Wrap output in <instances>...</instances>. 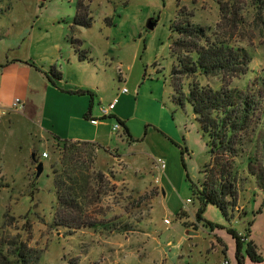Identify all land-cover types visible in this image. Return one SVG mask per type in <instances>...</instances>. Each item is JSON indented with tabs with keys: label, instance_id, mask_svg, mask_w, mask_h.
Returning a JSON list of instances; mask_svg holds the SVG:
<instances>
[{
	"label": "rangeland",
	"instance_id": "rangeland-1",
	"mask_svg": "<svg viewBox=\"0 0 264 264\" xmlns=\"http://www.w3.org/2000/svg\"><path fill=\"white\" fill-rule=\"evenodd\" d=\"M79 1L0 0V50L12 45L15 49L7 52L9 59L20 49L40 59L54 46L59 47L60 55H66L64 61L71 59V52L77 55L82 52L77 60L79 56L88 55L91 65L79 69L85 72L83 76H92L90 83L96 87L92 92L93 115L98 118L100 107H107L124 87L129 89L134 103L133 96L139 85L143 97L152 90L149 100L145 99L152 107V115L148 116L152 126L143 123L146 121L143 118L131 121L128 126L131 136L139 141L136 145L129 146L131 142L127 140L130 139L122 126L117 135L111 134L113 126L119 124L116 116L100 122L109 126L103 127L106 147L112 151L118 149L127 166L130 167L129 161H137L147 170L149 163L142 153L146 149H152L154 160L166 162V172L162 173L164 187L176 195L178 204L171 202L170 207L173 205L177 212L171 211L166 218L153 197L151 203L149 194L141 191L143 187H138L139 193L133 194L127 183H117L115 174H125L124 163L112 159L102 161L96 150L90 165L92 172L103 178L94 187L99 193L98 199L94 204H91L93 199L87 202L90 204L88 219L100 225L77 230L55 227L57 199L51 164L61 168L62 145L57 142L52 151L48 150L50 159L41 160L44 168L36 174L32 156L41 154L46 148L36 140L39 127L26 119L19 121L23 117L15 116L13 121L0 126V264H4V256L15 260V251L19 248L22 254L38 253V264H237L236 242L228 229L242 234L250 229V239L262 261H254L244 252V264H264V189L259 187L247 166V158L251 157L256 160L252 169L259 173L261 168L264 169V12L256 0H86L91 23L87 28L73 26ZM219 4L228 13L238 15L240 23L234 31L233 42L250 53L248 78L261 104L253 118L252 129L255 131L248 136L247 152L236 160L237 203L228 208L227 215L209 205L201 224L185 219L198 237L186 241L187 236H183L186 241L183 247L175 244L178 247L172 248L168 241L175 235L174 229L182 234L186 232L179 223L183 224V221L177 217L182 204L196 211L197 217L200 204L192 186L200 184L201 172L209 164L210 156L191 106L180 107L170 98L171 25L177 12L186 11L195 16L197 24L213 30L219 27L231 34V27L222 22ZM151 21L155 26L153 30L147 28ZM78 48L81 50L77 52ZM134 57L137 59L131 71L128 66L133 64ZM118 63L124 65L125 81L115 70ZM74 66L78 68V65ZM96 73L99 77L93 80ZM216 83L212 81V84ZM98 88L103 89L102 101ZM60 89L64 97L50 113L51 121H46L45 127L59 133L60 139L70 140L81 135L75 118L80 116L84 100L88 102L89 110L91 97L72 94L79 91L77 88ZM134 108L126 107L125 110L130 114ZM81 119L88 122L84 116ZM134 137L132 140H136ZM113 154L117 157L118 152ZM158 176L159 170L154 165L152 186L155 188H158L154 183ZM188 198L192 203L185 204ZM260 209L262 212H258ZM167 219L171 221L170 225L165 223ZM207 222L224 229H215L213 236L209 227H203ZM199 226L203 229L197 232ZM217 239L222 241L221 246L213 245Z\"/></svg>",
	"mask_w": 264,
	"mask_h": 264
},
{
	"label": "trees",
	"instance_id": "trees-1",
	"mask_svg": "<svg viewBox=\"0 0 264 264\" xmlns=\"http://www.w3.org/2000/svg\"><path fill=\"white\" fill-rule=\"evenodd\" d=\"M264 12V0H256ZM86 0H80L73 26L90 27ZM220 5L222 22L231 27V34L223 29L213 30L197 24L192 13L179 11L171 25L170 55L172 58L170 79L173 103L180 107L190 105L194 119L199 125L200 132L206 142L209 164L205 165L203 179L200 184H193L195 199L200 207L196 221L201 224L202 215L209 205L218 207L225 215L228 208H232L238 201L236 160L244 157L247 152V141L252 129L253 118L257 107L261 104L251 88L250 53L233 42L234 31L239 27L237 14L228 13ZM154 24V22H150ZM72 26V27H73ZM223 27V26H221ZM0 40L2 36L0 34ZM52 82L62 79V75L55 68L45 74ZM216 84H212V81ZM237 83V84H236ZM241 83V86L238 85ZM63 91V90H61ZM72 94L89 95L93 106L94 94L90 91L71 92ZM89 117V114L86 115ZM123 127L124 134L133 139L126 123L117 119ZM62 145L61 168L52 166V174L56 190L55 227L77 230L82 227L95 228L100 223L88 219L90 204L87 201L98 199L96 184L103 176L92 172L95 152L99 146L89 142H73L55 138ZM263 165H264V141ZM80 147L88 148L82 150ZM257 148H259L257 146ZM87 157L89 159H87ZM253 159V160H252ZM35 159L33 163H37ZM256 160L247 158L249 171L256 177L259 187L264 189V169L261 172L252 169ZM184 166L186 167L185 163ZM186 169V168H185ZM188 180H190L189 175ZM258 212H262L260 209ZM183 226L190 229L186 223V214L181 211L178 216ZM211 229L224 227L207 222L205 226ZM228 233L236 242L237 264H244V252L254 261H262L258 255L255 243L250 239V229L240 234L234 229ZM221 245L222 241L217 239ZM226 253V250H224ZM17 258L10 260L3 257L4 264H38V253H24L21 248L15 251Z\"/></svg>",
	"mask_w": 264,
	"mask_h": 264
},
{
	"label": "crops",
	"instance_id": "crops-1",
	"mask_svg": "<svg viewBox=\"0 0 264 264\" xmlns=\"http://www.w3.org/2000/svg\"><path fill=\"white\" fill-rule=\"evenodd\" d=\"M14 49L15 48L10 45L6 46V48L2 49V51L0 50V111H6L5 115L0 114V126L4 125L7 121H13L15 116L23 117V119H20L19 121L26 119V121L38 125L40 131L39 135H37L38 138H36V140H39L41 142L42 147H46L45 149H43L41 154H33L31 159L32 165L36 166V174H38L37 167H39L40 164L43 165L41 160L50 159L49 155L48 158H42V154L47 153L50 149L52 151L53 146L57 144L55 138L57 137V135L58 137L60 136L59 133H55V131L49 130L45 127L46 121H51L50 113L52 114V112L57 109L60 100L64 97L62 94L63 92L60 88H77L79 91L90 90L94 93L96 87H94V85L90 83L92 76H89V78L85 77V75L83 76L85 72L79 69H84L88 65L90 66L92 62L89 60L88 55H84L83 57L79 56V59L77 60V57L81 52L80 48L76 50L77 52L80 51L78 52V55L76 53L71 52V59L68 58L67 61H64V56L66 55H60V49L58 46H54L48 51H46L40 59L33 57L31 52L21 51V49L18 52H15V54H13L9 59L7 52ZM136 59L137 58L134 57L133 64L131 66H128V70H131V68L134 69ZM74 65H78V68H76ZM51 68H55L57 72L62 75L61 80L55 81L56 85H53L52 82L45 75L50 71ZM123 69V63H118L115 70L117 74L121 76L120 78L125 81L126 76H124L125 74ZM94 76H96V78H94L93 80H96L97 76L99 77V74L96 73ZM101 77H104V74ZM68 82H70V85H68ZM102 92L103 89L101 90V88H98V95L101 101L103 100ZM135 95L136 96H133L136 99L134 103L131 98L132 95H130L129 89L127 93H123L121 91L118 94V103L115 109L113 110L111 116H116L117 118H119V120L125 122L128 130L129 123H131V121H138V118H143L144 120H146L143 123L150 124L152 126V123L149 122L148 119V116L152 115V107L149 105L148 102L145 101V99L149 100L148 95L152 96V90L148 95L143 97L142 87L139 85ZM17 99H20L24 106L23 110L20 112L14 110V103ZM88 106L89 104L87 101L85 102V100L81 103V117L78 115V117L75 118L76 127L80 130L81 135L71 137L70 141L95 143L97 146H99L97 150H99L98 152L100 154V157L102 158V161L107 162L108 159H112L124 163L126 169L124 172L125 174L119 173L121 175L120 177L118 176L119 174H115V178L118 180L117 183H127L128 187L132 190L133 194L139 193L138 187H143V190L141 191L143 193L146 192L149 194L151 198V203L153 197L154 203L158 206L159 209L165 212L166 218L170 216L171 211L176 213L177 210L175 211V208L172 207L173 205H171L170 207L171 202L172 204H178L176 202V195L169 189L166 191L164 187L165 177L161 175V182L158 185V188L152 186V166L154 167L155 165L158 170L156 160H154L152 156V149H146L142 152L149 163V167L147 170L141 167V165L139 166L137 161H129L130 167L127 166L126 159L122 157L123 155L119 153L118 149L112 151L109 147H106V131L103 127L109 128V126L104 124L103 122H99L98 125H93L91 123V120L96 119L98 117L93 115L94 105L92 106V108H89V110ZM131 106H135V108L132 113L129 114V112H126L125 108H130ZM88 114L89 117L86 116ZM82 116H84V119L88 121L87 123L82 121ZM129 132L131 134L130 130ZM111 134L117 135V133H114L112 129ZM127 141L131 142V145L129 144L130 147L136 145V143L139 142L138 139H130ZM114 152H118L117 157H115V155L113 154ZM35 159L38 161L37 163H33ZM52 166L53 165L51 164V169ZM165 172L166 170L164 171V173ZM155 189L156 191H153L152 193V190ZM189 200L190 198L187 199L185 204H187ZM181 211H185L187 213L188 217L186 218V220L188 222H196V211H191L190 209H187L185 205L183 206V204L181 207ZM179 223L183 226L181 222ZM196 225L198 226L200 224L196 223ZM183 229L186 230L184 234L174 229L175 235L171 237L168 241V246L175 248L178 247L174 246L175 244H180V247H183V244L187 240L190 241L193 237H198V234L196 232H193L192 230L186 228ZM202 229V226H199V230H197V232L202 231ZM211 235L214 236L215 231H212ZM183 236H187L186 241H184ZM176 237L177 239H175ZM173 239L175 240L173 241ZM213 243V245L215 246L217 244L221 246L217 242V240L216 242L213 241Z\"/></svg>",
	"mask_w": 264,
	"mask_h": 264
},
{
	"label": "built area",
	"instance_id": "built-area-1",
	"mask_svg": "<svg viewBox=\"0 0 264 264\" xmlns=\"http://www.w3.org/2000/svg\"><path fill=\"white\" fill-rule=\"evenodd\" d=\"M122 92L123 93H127L128 89L124 88L122 90ZM117 103H118V98L114 99L107 107H105V106L101 107V109H100V112H101L100 118L92 119L91 123L93 125H98L101 120L110 118L112 116V112L115 109ZM23 108H24V106H23L21 100L17 99L15 101V103H14V110L17 111V112H20V111L23 110ZM5 113H6V111L5 112L4 111H2V112L0 111V114L5 115ZM121 128L122 127H121L120 124H116V125L113 126L112 130H113L114 133H119ZM42 158H48V154L47 153H43L42 154ZM156 165H157L158 170H159V176L155 178V183H156V185H159L160 182H161V175L166 170L167 165H166L165 161L160 160V159H158L156 161ZM188 203H192L191 200H189ZM165 223L167 225H170L171 221L169 219H167V220H165ZM225 264H229V263L226 262Z\"/></svg>",
	"mask_w": 264,
	"mask_h": 264
},
{
	"label": "water",
	"instance_id": "water-1",
	"mask_svg": "<svg viewBox=\"0 0 264 264\" xmlns=\"http://www.w3.org/2000/svg\"><path fill=\"white\" fill-rule=\"evenodd\" d=\"M148 29H153L154 28V24L152 23H149L148 26H147ZM43 170V165L40 164L39 167H37V171H38V174H40Z\"/></svg>",
	"mask_w": 264,
	"mask_h": 264
}]
</instances>
